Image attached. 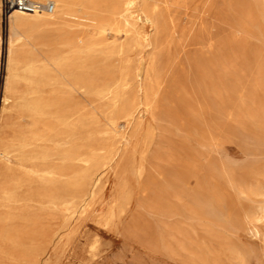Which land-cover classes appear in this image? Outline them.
Returning <instances> with one entry per match:
<instances>
[{"label": "rangeland", "instance_id": "1", "mask_svg": "<svg viewBox=\"0 0 264 264\" xmlns=\"http://www.w3.org/2000/svg\"><path fill=\"white\" fill-rule=\"evenodd\" d=\"M162 5L160 26L146 28L154 44L131 55L135 84L139 52L152 68L136 104L77 95L86 156L96 160L88 167L104 175L95 197L71 189V203L50 207L40 264H264V0ZM0 11L1 184L2 151L32 120L18 99L31 84L24 68H9ZM52 70L47 79H58ZM28 168L16 177L36 191Z\"/></svg>", "mask_w": 264, "mask_h": 264}, {"label": "bare ground", "instance_id": "2", "mask_svg": "<svg viewBox=\"0 0 264 264\" xmlns=\"http://www.w3.org/2000/svg\"><path fill=\"white\" fill-rule=\"evenodd\" d=\"M36 1L53 2L55 9L29 12L16 8L8 15L11 31L8 65L10 69L24 68L25 82L30 81L31 89L25 90L18 99L32 121L21 128L2 151L8 161L6 180L0 184V264H40L41 256L52 240V227H49L46 215L50 207L58 201L71 203V189L77 190L76 193L86 190L84 195L93 197L98 193L104 169L94 175L88 167L95 158L86 156L84 102L78 98L81 94L93 93L115 105L121 101L131 106L136 104L138 93L144 90L142 82L150 72L151 62L139 52L135 84L132 82L131 55H136L133 52L138 48L142 51L152 45L154 41L147 25L153 29L160 26L166 15L162 4L168 2ZM174 2L181 6L185 0ZM116 54L121 57L119 65L112 61ZM52 69L53 74L59 73L58 79H47ZM8 85L10 87L11 79H8ZM46 86H52L50 96L44 94ZM133 111H129V119L134 116ZM28 163L31 164L29 168ZM20 168H28L26 173L37 178L36 191L25 190L26 181L16 177Z\"/></svg>", "mask_w": 264, "mask_h": 264}, {"label": "built area", "instance_id": "3", "mask_svg": "<svg viewBox=\"0 0 264 264\" xmlns=\"http://www.w3.org/2000/svg\"><path fill=\"white\" fill-rule=\"evenodd\" d=\"M16 8L34 12V11H48L52 12L55 9L53 2L42 3L36 0H2V12L5 15H9Z\"/></svg>", "mask_w": 264, "mask_h": 264}]
</instances>
